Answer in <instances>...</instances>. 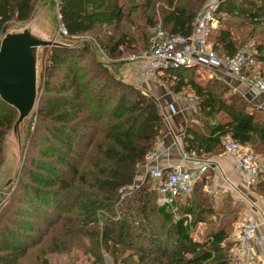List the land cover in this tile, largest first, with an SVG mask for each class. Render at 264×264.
Returning a JSON list of instances; mask_svg holds the SVG:
<instances>
[{
	"label": "trees",
	"instance_id": "16d2710c",
	"mask_svg": "<svg viewBox=\"0 0 264 264\" xmlns=\"http://www.w3.org/2000/svg\"><path fill=\"white\" fill-rule=\"evenodd\" d=\"M39 1L0 0V41L11 24L30 19ZM138 1L128 0L126 7L124 0H60L59 25L66 38L87 34L108 60H120L125 52L140 55L148 50L157 27L170 35L188 36L209 0H144L142 5ZM138 5L144 9V25L156 30L137 53L128 28ZM214 15L220 27L209 40L219 55L233 56L264 31V0H226ZM237 24L249 30L239 41L231 33ZM103 28L108 33L99 39ZM253 54L262 66L264 44H257ZM42 56L22 166L11 193L0 198V264H19L46 239L53 242L52 251L63 252L85 238L103 244L113 264H230L229 236L241 209L230 204L219 212L213 208L204 190L210 173L194 184L182 203L177 200L179 212L192 217L186 227L158 202L149 174L135 188L137 173L164 126L158 101L116 78L85 43L46 48ZM193 72H168L176 81L170 87L174 94L187 87L197 99L200 126H186L184 152L219 156L222 138L229 137L253 146L264 158V110H255L239 93L231 94L218 78L204 86L195 83ZM17 117L16 110L0 100V164L5 137ZM129 188L130 195L121 199ZM252 190L264 198V175ZM198 223L207 227L196 242L189 228ZM37 264L49 263L43 257Z\"/></svg>",
	"mask_w": 264,
	"mask_h": 264
},
{
	"label": "built area",
	"instance_id": "2783aa9c",
	"mask_svg": "<svg viewBox=\"0 0 264 264\" xmlns=\"http://www.w3.org/2000/svg\"><path fill=\"white\" fill-rule=\"evenodd\" d=\"M58 2L60 0H49ZM226 0H209L203 10L194 18L193 29L188 36L170 35L157 29L149 41L148 50L140 55H129L122 60L143 61L140 66V76L142 83L156 81L165 76V72L171 70L186 69H209L217 76H224L225 79H234L238 85L244 86L242 92L238 87H228L232 93H239L253 102L254 99L262 97L264 100V72L251 71L259 66L254 54L247 46L238 50L233 56L217 54L209 40L210 34L216 29L217 19L215 11L219 4ZM58 12V19L61 15ZM61 34L66 36V32L60 26ZM188 104L193 106L195 101L188 98ZM176 102L168 103V115H174L180 110L175 106ZM258 109L264 110V102L257 104ZM165 120V119H164ZM223 153L232 159L233 167L242 174V189L240 192L236 187L228 184L227 178L222 176V186L220 190L223 194H236L235 199L248 207V197L258 179L264 175V158L255 153L247 146H243L229 137L221 140ZM160 157L168 158V150L158 147L147 154L145 169L148 172L150 163L157 161ZM151 178L157 182L156 193L160 204L172 211L175 221L183 220V226H188L192 217L190 214L179 212L177 200L191 194L194 184L206 176V171L214 170L218 173V168L212 165L209 158L199 157L195 153L182 152L179 160L168 166L166 169L159 167H149ZM225 185V186H223ZM258 220L249 212L243 213L233 224L232 232L229 236L231 247L229 255L230 264H264V257L257 254L256 248H262L257 236ZM194 227L189 228V234Z\"/></svg>",
	"mask_w": 264,
	"mask_h": 264
},
{
	"label": "rangeland",
	"instance_id": "374dc122",
	"mask_svg": "<svg viewBox=\"0 0 264 264\" xmlns=\"http://www.w3.org/2000/svg\"><path fill=\"white\" fill-rule=\"evenodd\" d=\"M127 1L128 0H124V4H126V7L128 4ZM143 2L144 0L138 1L139 4L141 3V5L143 4ZM127 10L128 8H126L125 11ZM156 10H159L158 6ZM57 11H58V2L41 0L35 4L33 13L30 19L26 23L24 24L13 23L7 28V32L16 33L29 28L31 29L32 33L39 39L55 41L57 43H62L71 46L75 44L81 46L83 43H85L91 47V50L93 54L96 55V58L100 60L102 63H104L106 66H109L110 70L113 72L115 77L120 79L122 82L126 84H130L136 88H139L143 92L147 93L152 97L153 96L158 97L160 104L164 105V107L167 106L168 103L174 100L176 103L178 102L180 105H182V107L184 108V111H182L183 112L182 115L187 116L185 120V128L189 123L200 126L198 124L200 121V115L198 114V110L196 107L197 99L194 96V93L189 88L185 87L184 89H182V91L179 94H174L170 87L174 84V82H176L175 78L169 76L168 72H165L164 77H161L156 81H149V83H147L148 84L147 89L150 90L152 88L153 93L149 92L148 90H145L144 87H142V83H141L142 79L140 76V66L143 63V61L122 60L127 56H129L127 55L129 53L127 52L124 53V56L120 60H113V61L108 60L105 56L102 55L101 51L99 50L96 40H93V38L88 36L87 34L80 35L78 36L77 39L74 40L66 38V36L61 34L59 30L60 25H59ZM153 13L154 10H150L148 12L149 15H152ZM143 16H144V9L142 7L140 8L138 5L137 9L134 11L132 16H130L132 25L129 24V28H128L129 33L136 41V49L134 52L137 53L145 49L147 45L146 41L148 40V36H150V34L154 33L156 30V28L155 30L154 29L149 30L144 25ZM216 26L217 27L215 30H217V28L220 27L219 21L217 22ZM239 28L240 25L237 24L233 26V30L231 32L233 37L237 41H239V38L242 34H245L246 32L249 31L246 28H242V29ZM106 33H108L107 30ZM106 33L103 28V30L96 37L99 39H103V36L106 35ZM257 44H264V31L261 33L259 37H253L251 40L245 43L242 47L239 48V50L244 46H247L250 49V51L253 52ZM43 50H44L43 48H39L36 53L38 88L40 84V76H41V70L43 64V56H42ZM120 62H123L122 65L120 64ZM121 70H123L124 72L123 76L121 75ZM258 70H260L263 73L264 64L262 66L259 65L251 69V71L253 72H257ZM193 73H194L192 76L193 81L201 86H204L206 82H208L211 79L218 78L219 80L224 82L227 90L228 87H231V82L229 79L227 78L225 79L224 76L222 77L217 76L214 72H212V70L200 68L194 70ZM231 94L234 93L231 92ZM188 98L194 99L195 104L193 106H190L188 104L187 101ZM256 107L257 106L253 108L257 111H261L260 109H258V107L257 108ZM247 110L250 111L252 109L248 108ZM31 122H32V114L29 115L20 125L18 134H14L11 128V130L8 132L7 136L5 137V141L3 144V156L0 164V198L2 196H8L17 182V177L22 166L24 142L29 127L30 125H32ZM246 146L252 151L254 152L256 151L253 146L251 145H246ZM221 156H223V154L219 155L218 157ZM143 173L139 171L138 175L136 176L135 188L139 187L144 181L145 177L147 176L146 172L144 174ZM207 173H210V175L207 178H205L206 186L204 190L206 191V194L209 196L208 200L213 206V208L219 212L221 209H223V206L226 204H230L231 206L237 205L241 209L239 213V217H240V215L244 212V210L247 207L246 204L237 201L235 199L236 196L234 194H223L220 190V186L217 185L216 183L217 181L216 180H215L216 182L213 181L214 174L210 171H206L205 174L207 175ZM9 180L11 181L8 184ZM150 184L152 185V190L156 191L157 182L150 178ZM129 191H132V188H129L127 192L123 193L121 199L127 198V196L130 195ZM251 194L256 195L253 190H251ZM182 199L183 198H180L179 202L182 201ZM158 202L160 203V201ZM118 216L119 215L116 212V217L118 218ZM116 217L114 218L112 217V219H116ZM214 217L215 216L212 217L213 218L212 223H216ZM173 219L175 221L174 217ZM206 227L207 224L198 223L194 227L193 231L190 233L191 238L196 242L201 241L202 238L204 237ZM52 235H56V234L52 233ZM52 244L53 242H51V240L46 239L42 244V247L31 250L28 253V255H26L25 258L19 264H37V258H43V257L47 259L49 264H113L111 258L108 256V252L104 248V245L101 244L99 241L97 242L88 241V239L85 238L82 239V243L74 242V245H71L68 251H63V252L52 251L51 248ZM94 248L95 251H93Z\"/></svg>",
	"mask_w": 264,
	"mask_h": 264
},
{
	"label": "water",
	"instance_id": "95a60500",
	"mask_svg": "<svg viewBox=\"0 0 264 264\" xmlns=\"http://www.w3.org/2000/svg\"><path fill=\"white\" fill-rule=\"evenodd\" d=\"M55 41L37 38L27 28L6 33L0 41V100L16 110L18 117L12 131L18 134L20 125L33 114L38 100L36 53L39 48H72ZM11 180L8 181V184Z\"/></svg>",
	"mask_w": 264,
	"mask_h": 264
},
{
	"label": "crops",
	"instance_id": "0c3cea01",
	"mask_svg": "<svg viewBox=\"0 0 264 264\" xmlns=\"http://www.w3.org/2000/svg\"><path fill=\"white\" fill-rule=\"evenodd\" d=\"M121 75L122 76L124 75L123 70H121ZM230 82H231V86L238 87L239 91L240 90L242 92L244 91L245 87L238 85L236 80L231 79ZM147 83L149 82L142 83V87H144L145 90H148L149 92L153 93L152 88L150 90L147 89V85H148ZM156 100L160 104L158 97H156ZM261 102H264V100L262 97H259V99H254L253 102L251 103L257 106V104L259 105ZM175 106L180 111L174 115H168L169 112H168L167 106L164 107V105L160 104L161 112L165 120H164V126L161 131L160 138L155 148H158L161 146V148L168 150L169 157L168 158L160 157L157 161L150 163V166H148V172L150 171L149 167L150 168L159 167L162 169L168 168V166L176 163L179 160V157L183 152L182 144H183V136L185 132V120L187 116L182 115L183 113L182 111H184V108L182 107V105H180L177 102ZM209 159L211 160L212 165L218 168V173L215 172L214 170H209L210 172L214 174L213 181L216 180L217 182L216 181L215 182L217 183V185L222 186L223 179L221 178L222 176H224V178H227L228 184L231 185L229 187L234 186L236 187L238 191L240 192L243 191L242 174L235 170V168L233 167L232 159L230 157L226 156L223 153V156L221 157L215 156ZM144 167L140 168L139 171L141 173L143 172L148 173ZM234 195L237 197L236 194ZM248 207L249 209H245L243 213L247 211L251 213L258 220L259 226L257 228V236L261 242L262 248L261 247L259 248L258 246L256 250H257V254L263 258L264 257V198L250 194L248 197Z\"/></svg>",
	"mask_w": 264,
	"mask_h": 264
}]
</instances>
